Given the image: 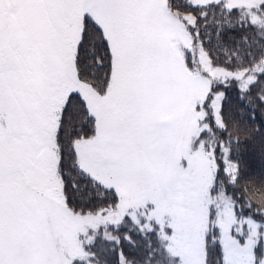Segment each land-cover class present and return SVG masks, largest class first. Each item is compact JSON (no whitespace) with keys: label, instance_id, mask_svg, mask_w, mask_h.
Returning a JSON list of instances; mask_svg holds the SVG:
<instances>
[{"label":"snow or ice","instance_id":"1","mask_svg":"<svg viewBox=\"0 0 264 264\" xmlns=\"http://www.w3.org/2000/svg\"><path fill=\"white\" fill-rule=\"evenodd\" d=\"M152 3L0 0V264H93L89 229L125 218L161 238L168 264H264V207L242 186L264 181V22L258 55L247 36L243 56L205 50L199 22L212 27L222 0L169 3L199 13L184 19L201 51L177 71L152 39ZM238 58L252 62L241 73ZM237 120L258 127L241 139ZM143 264H163L159 250Z\"/></svg>","mask_w":264,"mask_h":264},{"label":"trees","instance_id":"2","mask_svg":"<svg viewBox=\"0 0 264 264\" xmlns=\"http://www.w3.org/2000/svg\"><path fill=\"white\" fill-rule=\"evenodd\" d=\"M172 3L183 5V0H167V4ZM206 4V3H205ZM261 0H247L246 4H236L229 5L227 0H222L218 9H210L209 11L214 12L215 20L210 16L207 23L211 24L212 27L205 29L203 25L205 21H200L198 27H200L202 32H207L211 34V40L208 42L205 41L204 48L205 50H213L216 52L220 51V47L226 46L230 51L235 48L240 53L241 56L247 51V46L241 42V38L247 36L249 41L252 43V52L254 55H258L257 45L254 43L256 39V33L261 30L260 25L262 20L255 18V14L264 12V8L260 7ZM175 15L182 19L185 24L186 21L184 17H187L189 20L193 19L195 16H198V12H193L192 9L187 7H181L177 10L174 6L170 9ZM250 13V15L248 14ZM250 16V17H249ZM191 17V18H190ZM252 17V18H251ZM253 22L256 24L255 28L241 29L239 25L241 22ZM222 24L225 25L224 36L221 39H217L215 33V25ZM187 26V24H186ZM235 27L236 31H229L228 28ZM190 32V29L187 27ZM201 40H205V37L202 35ZM237 42L234 44L233 42ZM196 46L200 45L199 42L194 43ZM220 45V47H217ZM234 54V53H233ZM224 60V55H220L219 62ZM218 62V63H219ZM252 62L244 60L243 64L239 61V58L233 62V66L229 70L234 71H245L247 65H251ZM233 97L235 93L232 94ZM226 111H231L233 114L237 115L239 105L233 99L230 104L225 105ZM240 128L244 131L241 132L240 138L244 139L246 133H250L254 127L257 125H251L247 121L237 120ZM235 131V129H233ZM252 147L249 145V149L253 153H258V145ZM244 192L247 195L249 200L255 201L257 204H260L264 207V181L261 180H249L243 182ZM115 234L120 237L118 243H112L110 240L107 241L103 239V235H97L96 239L90 243V247L87 248L90 252H95L96 256L94 260L98 264H120L119 252L123 250L125 255L132 261L134 264H143L145 258L155 250H159V259L163 261V264H168V261L164 258L163 249L161 247V238L155 233H144L137 229L131 224H122L119 231L114 230ZM125 233L130 236V239H125ZM74 264H87L84 261L75 260Z\"/></svg>","mask_w":264,"mask_h":264},{"label":"rangeland","instance_id":"3","mask_svg":"<svg viewBox=\"0 0 264 264\" xmlns=\"http://www.w3.org/2000/svg\"><path fill=\"white\" fill-rule=\"evenodd\" d=\"M229 5L236 4H246L247 0H227ZM193 3L205 4L208 3V0H193ZM250 15V13L248 12ZM255 18L261 19L264 22V12L257 13L254 15ZM250 17V16H249ZM191 18V17H190ZM252 18V17H251ZM149 30L152 35V39L160 53L161 59L166 64H171L173 68L177 71L183 68L184 57L187 49L192 48L194 53H199L201 51L200 45H195L190 38V32L187 29L185 22L175 15L168 7L167 0H153L151 7V17ZM205 65H207V60H205ZM211 70V69H210ZM184 71H187L184 69ZM233 72L241 73L243 71H234ZM184 91L187 94H191L192 89L190 85H186ZM194 126V121L189 123V131ZM185 147L188 146V137H184L181 141ZM195 155V152H193ZM180 214L186 218H191V211L189 209L181 208ZM122 224H131L135 226L131 220L125 218L123 222L117 227L110 228L108 226L100 225L99 229L92 230L89 229L88 235L97 236L104 234L105 231L115 234L114 230L120 229ZM136 227V226H135ZM116 235V234H115ZM82 241L87 240V236L84 234L80 235ZM93 242V241H91ZM89 242V243H91ZM88 250V249H86ZM89 251V250H88ZM87 263L85 259H77ZM93 264H98L96 260L93 259Z\"/></svg>","mask_w":264,"mask_h":264}]
</instances>
